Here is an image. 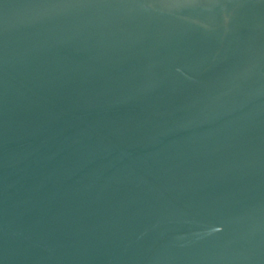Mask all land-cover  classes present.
<instances>
[{
	"label": "water",
	"instance_id": "obj_1",
	"mask_svg": "<svg viewBox=\"0 0 264 264\" xmlns=\"http://www.w3.org/2000/svg\"><path fill=\"white\" fill-rule=\"evenodd\" d=\"M0 264H264V0H0Z\"/></svg>",
	"mask_w": 264,
	"mask_h": 264
}]
</instances>
